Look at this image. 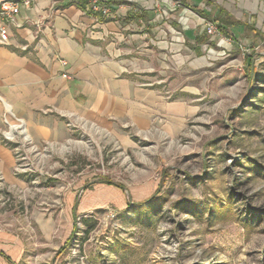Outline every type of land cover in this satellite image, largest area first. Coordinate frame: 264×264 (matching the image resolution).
<instances>
[{
	"label": "rangeland",
	"instance_id": "obj_1",
	"mask_svg": "<svg viewBox=\"0 0 264 264\" xmlns=\"http://www.w3.org/2000/svg\"><path fill=\"white\" fill-rule=\"evenodd\" d=\"M223 35L139 78L160 104L138 123L9 139L5 105L0 264H264V31Z\"/></svg>",
	"mask_w": 264,
	"mask_h": 264
},
{
	"label": "crops",
	"instance_id": "obj_2",
	"mask_svg": "<svg viewBox=\"0 0 264 264\" xmlns=\"http://www.w3.org/2000/svg\"><path fill=\"white\" fill-rule=\"evenodd\" d=\"M107 1V16L92 12L86 0H34L21 7L18 26L0 42V128L6 104L35 142L65 137L63 114L108 130L141 122L160 100L139 78L158 72L161 59L191 63L193 52L226 44L206 33L208 19L226 18L232 36L221 35L234 43L264 31L261 0ZM12 159L0 142L2 173Z\"/></svg>",
	"mask_w": 264,
	"mask_h": 264
},
{
	"label": "built area",
	"instance_id": "obj_3",
	"mask_svg": "<svg viewBox=\"0 0 264 264\" xmlns=\"http://www.w3.org/2000/svg\"><path fill=\"white\" fill-rule=\"evenodd\" d=\"M34 0H0V42L7 43L9 36L7 29L10 26H18L17 16L21 7H28ZM73 1V0H70ZM88 8L101 16H107L110 12V5L107 0H86ZM264 4V0H261ZM179 5V2H177ZM205 31L210 36L221 35L215 23L211 21L206 22ZM62 63H65L62 60ZM3 115V121L7 125L8 130L4 132L5 137L11 139L15 131L27 136L25 122L23 118L17 116L10 107L7 108Z\"/></svg>",
	"mask_w": 264,
	"mask_h": 264
},
{
	"label": "trees",
	"instance_id": "obj_4",
	"mask_svg": "<svg viewBox=\"0 0 264 264\" xmlns=\"http://www.w3.org/2000/svg\"><path fill=\"white\" fill-rule=\"evenodd\" d=\"M177 2H179L180 4H184L185 0H177ZM192 9L195 10L196 12L200 13L198 7L194 6V7H192ZM208 20L215 23L216 27L218 28V30L220 31L221 34H224V35L229 36V37L232 36V33H230V31L228 29H226V27H224V24L227 23L226 18L225 19L223 18V22L220 21L217 17H211Z\"/></svg>",
	"mask_w": 264,
	"mask_h": 264
},
{
	"label": "bare ground",
	"instance_id": "obj_5",
	"mask_svg": "<svg viewBox=\"0 0 264 264\" xmlns=\"http://www.w3.org/2000/svg\"><path fill=\"white\" fill-rule=\"evenodd\" d=\"M7 108H9V107L7 106Z\"/></svg>",
	"mask_w": 264,
	"mask_h": 264
}]
</instances>
